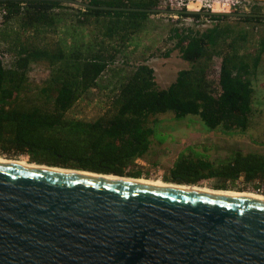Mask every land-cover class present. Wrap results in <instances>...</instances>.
<instances>
[{"label": "trees", "instance_id": "obj_1", "mask_svg": "<svg viewBox=\"0 0 264 264\" xmlns=\"http://www.w3.org/2000/svg\"><path fill=\"white\" fill-rule=\"evenodd\" d=\"M66 1L70 0L0 3L7 12L0 44L14 55L11 62L0 55V156L11 160L27 156L37 165L140 177L131 167L150 153L154 140H165L150 125L151 118L172 113L177 120L199 117L210 131L220 129L229 135L248 131L253 78L264 55L260 9L251 14L261 17L213 15L217 23L203 31L174 29L170 40L176 41L175 48L191 67L162 90L148 65L130 73L112 68L147 32L151 16L158 15L149 11L160 9L162 0H83L92 7L135 11L74 13L66 9ZM64 20L70 25L63 27L64 37L55 47H40L27 38L56 31ZM232 20L258 30L259 41L252 50L245 43L249 33L235 38L229 26ZM220 57L217 82L211 73ZM38 63L48 69L43 79L31 77L32 66ZM106 73L119 79L107 114L94 121L69 119V112ZM207 180H217L221 185L215 189L224 190L243 180L264 195V154L236 152L212 158L192 148L181 153L166 179L179 185H203Z\"/></svg>", "mask_w": 264, "mask_h": 264}, {"label": "water", "instance_id": "obj_2", "mask_svg": "<svg viewBox=\"0 0 264 264\" xmlns=\"http://www.w3.org/2000/svg\"><path fill=\"white\" fill-rule=\"evenodd\" d=\"M0 264H264V200L0 164Z\"/></svg>", "mask_w": 264, "mask_h": 264}, {"label": "rangeland", "instance_id": "obj_3", "mask_svg": "<svg viewBox=\"0 0 264 264\" xmlns=\"http://www.w3.org/2000/svg\"><path fill=\"white\" fill-rule=\"evenodd\" d=\"M66 9H71L73 13L80 10L77 6L72 5H67ZM251 12L249 13L251 14ZM262 13L264 12L262 11ZM150 20L151 24L148 25L147 32L133 41L134 44L129 47L126 57H119L118 64L116 63L112 68H124L127 73H130L139 65H148L155 72L157 87L163 90L176 82L180 71L188 70L191 67L190 63L182 60L179 50L175 48L176 41L170 40L174 29L191 27L180 20L171 18L169 15L151 16ZM65 25H70V23L64 20V23L56 31L53 29L49 30L50 32L47 34L31 35L27 38L31 43L40 47H55L57 40L64 37L63 27ZM229 26L233 29L235 38L244 33H249L245 42L248 43L247 47L249 49L252 50L254 45L258 43L260 35L252 24L232 20ZM200 31H203V29H200ZM168 51H172L170 57L165 56ZM0 55L6 62H11L14 58V55L8 52L2 44H0ZM220 64L221 57L214 62L213 74L211 73V80L213 81L218 82ZM32 68L31 77L35 79L46 77L48 69L44 64H34ZM118 80V77L113 78L109 73H106L100 79L99 86L86 94L69 112L67 117L74 120L94 121L106 115L116 93L114 89L119 85ZM253 86L255 89L253 113L249 129L245 134L229 135L220 129L210 131L199 117L177 120L174 114L171 113L151 118L150 125L156 128L158 136L165 140H154L150 153L143 159L137 160L131 167L132 173H140L141 176L130 178H145L170 183L166 179L175 162L181 153L184 151L190 152L192 148L205 151L212 158L228 157L236 152H259L264 154V55L257 74L253 78ZM23 159H29V157L23 156L13 160ZM202 184L210 188L213 187V189L221 185L217 180H207ZM227 188L238 192L258 193L253 185H247L243 180L236 182L235 185H227Z\"/></svg>", "mask_w": 264, "mask_h": 264}, {"label": "built area", "instance_id": "obj_4", "mask_svg": "<svg viewBox=\"0 0 264 264\" xmlns=\"http://www.w3.org/2000/svg\"><path fill=\"white\" fill-rule=\"evenodd\" d=\"M75 1L83 2V0ZM160 9L178 12H207L219 15L237 13L250 14L249 12L254 9H260L264 12V0H162ZM6 14V10L0 6V28L3 26ZM169 16H171V18L173 19L180 20L192 29L196 28L198 30L210 28L217 23V21L211 17L212 15L200 16L199 18H194L192 16L186 17L184 15ZM118 62L119 61H117L116 63L118 64ZM258 193L262 194L261 191H258Z\"/></svg>", "mask_w": 264, "mask_h": 264}, {"label": "bare ground", "instance_id": "obj_5", "mask_svg": "<svg viewBox=\"0 0 264 264\" xmlns=\"http://www.w3.org/2000/svg\"><path fill=\"white\" fill-rule=\"evenodd\" d=\"M0 164H8V165H15L18 167L23 168H29V169H41L45 171H51V172H61L66 174H74V175H82V176H90V177H97L105 180H112V181H119V182H125V183H131V184H139V185H146V186H155V187H167V188H174V189H180V190H186V191H194V192H202V193H211V194H219V195H227V196H235V197H244V198H252V199H260L264 200V195L258 194L255 192H249V191H234V190H224V189H213L205 186V185H179V184H173V183H167L165 181H157V180H151V179H145V178H130V177H114L110 175H95L91 173H84L79 170H61L58 168L53 167H46V166H40L37 164H33L29 161V159H23V160H11L7 158H3L0 156Z\"/></svg>", "mask_w": 264, "mask_h": 264}]
</instances>
